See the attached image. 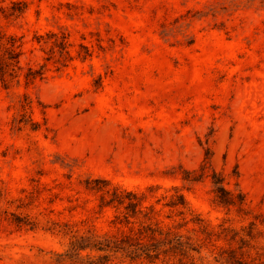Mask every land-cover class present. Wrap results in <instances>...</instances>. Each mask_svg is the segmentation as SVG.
<instances>
[{
    "label": "rangeland",
    "instance_id": "374dc122",
    "mask_svg": "<svg viewBox=\"0 0 264 264\" xmlns=\"http://www.w3.org/2000/svg\"><path fill=\"white\" fill-rule=\"evenodd\" d=\"M0 6V264H264V0ZM115 188L142 198L129 221ZM147 226L194 250L66 255Z\"/></svg>",
    "mask_w": 264,
    "mask_h": 264
},
{
    "label": "trees",
    "instance_id": "16d2710c",
    "mask_svg": "<svg viewBox=\"0 0 264 264\" xmlns=\"http://www.w3.org/2000/svg\"><path fill=\"white\" fill-rule=\"evenodd\" d=\"M0 10L2 12L6 11V7L4 6H0ZM11 13L10 16L17 14L18 12L22 11V6L20 5V2H13L12 6L10 7ZM15 38L11 39V45L14 46L15 45ZM65 44V40L62 42V45ZM18 56L19 54H17L14 50H12V53L10 54V56L6 59L7 61H13L15 60L16 62H18ZM5 57L3 54L0 53V71H5V68L7 66H9V64H6ZM29 74L27 75L28 78L34 77L38 72L37 71H33L31 68L29 69ZM195 180V179H193ZM215 186H216V190L218 193V197H219V202L222 203L223 205L227 206V205H233V204H238L239 207L244 206L245 202H244V198L243 195L240 193L239 194V198L240 201H234L233 198H229L228 194L229 192L225 190L224 188V181L221 178H216L214 177L213 180ZM113 195H111V197L109 199H107L105 196L103 197V203L102 206H108V205H118V206H122L124 207L125 210H127V213L124 214V217L129 221V217L131 216L129 213H132L133 215H136L137 212L141 211V208L139 207L140 204L142 203V198L140 196H136V194H129L131 196H128V194L126 195V193L123 190H119L118 188H115L113 193ZM181 197H183V195H181ZM170 206H178V205H182L183 207L187 204L186 203V199L183 198H171L170 202H169ZM149 231L148 235L151 239V242L148 244L143 243L141 240L136 241L135 243H128L126 246H124L125 240H122V243H119L117 241H115L116 243H114L113 246H110L109 244L111 243V241H109L108 239L101 241L98 239H90V238H86V237H78L75 238L72 242H70V249L72 250V252L67 253L66 255L69 256L70 258H83V256L81 255L82 251H85L87 249H95L101 252H105L108 250H114L115 249H121L123 251H125L127 253L128 256L132 257V258H137V257H142L145 256L147 258H155L157 257V255L159 254V252H157V250L159 249L157 246L159 244L162 245H167L168 247L165 249V251L168 250H173V251H177L179 250L181 252V254L186 255V253H188L190 250H194L193 248H191L190 246H188V243L183 241V237L180 234H174L172 237H170V232L166 233V238L164 240L162 239H157L156 238V233L159 235H163L162 231L156 228H153L151 226H147L146 228V233ZM122 245V246H121ZM88 258L89 255H87ZM103 260L108 261L109 256L105 255L103 257H100ZM93 263V261L90 260V262H88V264Z\"/></svg>",
    "mask_w": 264,
    "mask_h": 264
}]
</instances>
